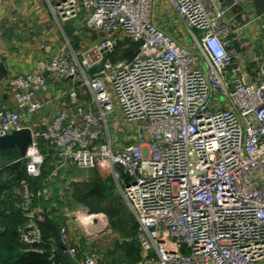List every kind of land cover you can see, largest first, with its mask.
Returning <instances> with one entry per match:
<instances>
[{
    "label": "built area",
    "instance_id": "1",
    "mask_svg": "<svg viewBox=\"0 0 264 264\" xmlns=\"http://www.w3.org/2000/svg\"><path fill=\"white\" fill-rule=\"evenodd\" d=\"M47 1L64 20L86 11L84 25L103 38L82 59L59 51L7 78L13 102L0 99V136L33 132L16 160L25 159L27 175L17 187L21 239L45 241L46 213L34 205L28 177L52 155L53 175L67 165L109 167L137 222L143 258L118 263L74 242L66 213L58 241L73 264H264V51L251 65L239 58V13L221 0H167L189 45L155 20L157 0ZM130 42L136 52L119 57V44ZM49 75L72 81L57 95L71 107L34 128L30 117L51 102L39 96ZM126 128V137H113ZM49 259L58 264L55 245Z\"/></svg>",
    "mask_w": 264,
    "mask_h": 264
},
{
    "label": "crops",
    "instance_id": "2",
    "mask_svg": "<svg viewBox=\"0 0 264 264\" xmlns=\"http://www.w3.org/2000/svg\"><path fill=\"white\" fill-rule=\"evenodd\" d=\"M86 16L87 12L81 11L77 17L64 20L52 10L47 0H0V67L3 65L0 69V99L13 102L11 90L6 84L7 78L12 74L31 71L40 58L62 51L82 59L89 49L103 38V33L84 25ZM177 17L176 11L167 0H157L155 20L186 44L192 45L185 27L176 22ZM238 19L242 29L236 35L235 46L241 61L251 65L253 57L264 51V13L255 15L254 7H251L248 11L239 13ZM46 44L51 45L50 50L45 48ZM129 46V43L126 46L119 44L118 49L124 53H118L119 57L131 56L129 51H126ZM71 84V80H62L52 75L47 77L48 89L41 91L39 96L50 99L51 102L30 117V124L34 128L44 127L55 113L71 107L69 98L57 97ZM84 90L81 98L88 102L89 96ZM13 149L18 148H0V156L8 155ZM21 156L19 151L15 159L0 164V181L10 176L9 172ZM23 161L25 159L20 160ZM64 219L66 222V215ZM71 231L70 223L71 237L74 242L80 244V237L73 235ZM38 249L43 251L45 248ZM61 256L65 262L73 263L63 252Z\"/></svg>",
    "mask_w": 264,
    "mask_h": 264
},
{
    "label": "trees",
    "instance_id": "3",
    "mask_svg": "<svg viewBox=\"0 0 264 264\" xmlns=\"http://www.w3.org/2000/svg\"><path fill=\"white\" fill-rule=\"evenodd\" d=\"M129 44L130 46L126 49V51H129L131 56H133V54L136 52L137 45L131 42ZM118 53L124 54L120 52L119 49L117 51V55ZM18 155L19 150L13 149V151L10 152L7 157L15 159L14 157ZM56 161L57 157L53 158L52 155L48 156L42 166L41 174L37 177H28L31 183V188L35 187L34 190L36 193V190L39 189L44 191L45 187L48 185L47 181L50 179V177L55 176L54 180L58 182L60 181V173L65 172L67 176L73 169L77 168L71 166L69 169L67 168L61 171L58 170L56 175H52L55 169ZM20 163L21 168L18 170L17 164ZM9 175V179L11 180L4 183L2 186L0 185V264H49V256L52 247L51 244L57 247V260L59 262L62 258V251L58 241V232L65 219H59V215L50 217L51 213L47 212L46 221L42 223L43 236L47 243H25L21 239L19 226L24 225L26 219L22 209L20 207L16 208L18 205L22 204L23 200L16 187H18V183L21 178L27 177L25 161L17 162L15 167H13V170L9 172ZM2 191H6V193L3 194ZM69 196L77 203L85 205L92 213H107L110 217L113 228H121L120 224L122 222L123 214L122 202L120 201L119 197L116 196L112 190H110L101 177L96 175L90 179L73 182ZM54 199L58 205L67 204V201L62 199L60 193H56ZM47 200L48 199H43L41 196H39V198L38 196H35L34 205H37L39 201L44 203V201L47 202ZM7 209L9 210L6 211ZM135 229H137V222L134 226L133 233ZM131 233L132 232H129V235ZM49 242H51V244H49ZM136 245L137 243L135 241H129L125 243V246H128V255L133 257V254L137 253L138 247H136ZM38 248L45 249L40 251ZM70 263L71 262L68 261L65 264Z\"/></svg>",
    "mask_w": 264,
    "mask_h": 264
},
{
    "label": "rangeland",
    "instance_id": "4",
    "mask_svg": "<svg viewBox=\"0 0 264 264\" xmlns=\"http://www.w3.org/2000/svg\"><path fill=\"white\" fill-rule=\"evenodd\" d=\"M120 52H122L120 50ZM119 114V111L112 113L109 115V119L111 124L113 125V121L115 117ZM123 128L126 127L125 121H120ZM113 137H126L129 133V129L126 128L125 132H117L116 130H112ZM0 156V164L5 163V161L11 159L8 158V155ZM18 170L21 168V163L17 164ZM71 165L62 166L59 171L69 169ZM16 169V168H15ZM14 169V170H15ZM101 177V179L106 183V185L114 192L116 196L119 197L120 201L123 205V214H122V222L120 224V229L113 228L111 223L110 217L105 212H98L95 214H101L100 217L95 218V221L89 219L88 221L83 220L82 217L84 214L92 213L89 209L83 205L77 203L70 195V189L73 182L83 181L86 179H90L91 177L95 176ZM68 176V177H67ZM66 176L65 172L60 173V181L54 180V177H51L47 183L48 185L45 187V190L42 189L36 190L35 187L31 188L33 192H35V196H41L43 199H48L47 202L39 201L36 206H41L45 213L50 212V217L54 215H59V219H63L66 213H71L72 217L74 218L71 222L72 226V234H76V236L80 237L81 242L80 246L87 252V253H94L98 256L102 257L105 260H111L114 262H138L140 261L143 256L142 252L139 248L137 240L135 238L136 229H133L136 224V219L125 201L121 196V192L117 186L116 181L113 179L111 175V171L109 167H99L95 169H73L69 175ZM9 177L4 178L0 181V185L2 186L4 183L8 182ZM13 181V180H12ZM11 181V182H12ZM56 181V182H55ZM13 183V182H12ZM16 183V182H15ZM5 190V189H4ZM3 194L6 191H2ZM40 192V194H39ZM56 193H60L62 199L67 201V204L58 205L54 199ZM3 197V196H2ZM35 198V197H34ZM1 199V198H0ZM21 208L22 212H24V208L22 205H18L16 208ZM7 209L6 211H8ZM46 221V220H45ZM62 221V220H61ZM63 224V223H62ZM61 224V225H62ZM129 232H132L129 235ZM55 237V236H53ZM134 239V240H133ZM135 241L137 243L136 247H138L137 253L133 254V257L128 255V246H125L126 242ZM127 247V248H126ZM65 259H60L58 264H65Z\"/></svg>",
    "mask_w": 264,
    "mask_h": 264
},
{
    "label": "water",
    "instance_id": "5",
    "mask_svg": "<svg viewBox=\"0 0 264 264\" xmlns=\"http://www.w3.org/2000/svg\"><path fill=\"white\" fill-rule=\"evenodd\" d=\"M224 6H230L233 13L238 14L244 11L243 6L235 3V0H221ZM255 15L264 13V0H253ZM3 68L1 65L0 69ZM33 142V132L30 127L21 130H15L4 136H0V148L17 147L21 155H25L26 151Z\"/></svg>",
    "mask_w": 264,
    "mask_h": 264
},
{
    "label": "bare ground",
    "instance_id": "6",
    "mask_svg": "<svg viewBox=\"0 0 264 264\" xmlns=\"http://www.w3.org/2000/svg\"><path fill=\"white\" fill-rule=\"evenodd\" d=\"M100 216H101V214H92L91 216H88L87 214H84L82 219L88 221L91 218H98Z\"/></svg>",
    "mask_w": 264,
    "mask_h": 264
}]
</instances>
